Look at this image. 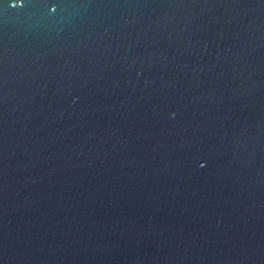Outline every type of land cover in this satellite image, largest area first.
Wrapping results in <instances>:
<instances>
[{"label":"water","instance_id":"1","mask_svg":"<svg viewBox=\"0 0 264 264\" xmlns=\"http://www.w3.org/2000/svg\"><path fill=\"white\" fill-rule=\"evenodd\" d=\"M0 264H264V0H0Z\"/></svg>","mask_w":264,"mask_h":264}]
</instances>
